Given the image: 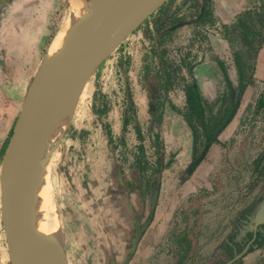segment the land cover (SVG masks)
Instances as JSON below:
<instances>
[{
  "label": "rangeland",
  "instance_id": "374dc122",
  "mask_svg": "<svg viewBox=\"0 0 264 264\" xmlns=\"http://www.w3.org/2000/svg\"><path fill=\"white\" fill-rule=\"evenodd\" d=\"M14 1L10 9L0 5V26L11 9L29 10L34 75L70 0ZM25 56H14L16 69L4 84L0 67V165L29 85L21 84ZM237 59L251 80L228 127L190 171L195 143L184 117L185 86L195 80L206 121L230 110ZM86 84L85 98L82 88L66 99L68 126L44 151L51 214L68 263L225 264L249 243L230 264H264V239L256 246L255 233L248 234L264 199V0H167ZM195 122L199 154L204 127ZM3 225L0 202V264H11Z\"/></svg>",
  "mask_w": 264,
  "mask_h": 264
},
{
  "label": "water",
  "instance_id": "95a60500",
  "mask_svg": "<svg viewBox=\"0 0 264 264\" xmlns=\"http://www.w3.org/2000/svg\"><path fill=\"white\" fill-rule=\"evenodd\" d=\"M117 1L106 0L92 19V26L82 33L81 29L60 51L52 55L46 52L27 87L1 163L3 220L11 264H53L52 249L45 236L31 225L32 210L30 216L26 210V186L24 184L22 190L17 185L18 177H22L25 171L26 152L34 136L42 124L49 123V114L57 108L60 99L80 90L123 39L167 0H133L126 7L115 9ZM157 193L156 188L152 194V207ZM261 224H264V199L248 226L256 233ZM248 246L249 243L225 264L241 257Z\"/></svg>",
  "mask_w": 264,
  "mask_h": 264
},
{
  "label": "bare ground",
  "instance_id": "6f19581e",
  "mask_svg": "<svg viewBox=\"0 0 264 264\" xmlns=\"http://www.w3.org/2000/svg\"><path fill=\"white\" fill-rule=\"evenodd\" d=\"M9 1L10 0H0V5L7 6ZM105 1L106 0H70L69 12L67 14L66 20L61 22L59 20L57 21V25L60 24L59 29L56 31L53 38L51 39V42L46 52L49 55H52V53L56 51H60L63 47L67 45L70 38H74L77 35L74 34V32L78 28L80 17L84 16L83 22L86 21L80 33L85 32L87 29H89L93 23L92 19L96 17V12L98 11V8H100V6H102V4ZM132 1L133 0H118L114 4V8L121 9L129 5ZM28 19L29 21H27V27H28V22L30 23L32 21L31 17ZM30 26L32 28V24ZM129 35H127L125 38H127ZM78 39L72 42V45H74ZM0 40L1 43H3L2 42L3 39L1 38ZM2 45L3 44H1L0 47ZM26 46L27 44L21 47L20 49L23 50ZM43 56L41 57L39 62H41ZM89 78L90 76L85 81L84 85L80 88V90L84 88L80 96L81 98H85L87 96L86 83L89 80ZM26 92L23 96L22 104ZM74 93H72L71 95H73ZM71 95L69 96L66 95L65 97L61 98L60 101L57 103V108L54 109L52 113L50 114L48 113L50 117L49 123L46 125L42 124L41 130L34 136V139L29 145L26 152L25 171L22 174V177H18L17 179L18 180L17 185H19L22 190L24 184L26 186L27 194H28L26 201V210L28 211L29 216H30V210H32V217L30 216L31 225L38 232H42L43 235L45 236L44 239L47 245L52 249L53 264H69V263H68L67 253L65 251V246L63 245L62 240L59 236L58 219L53 214H51V210L53 209L52 208L53 202L51 198L52 184L50 179L51 164L49 162V158L44 155V151L46 148L45 147L46 143H49V141L51 142L57 139V137L60 134H62L68 126L70 120L69 117L72 108L71 107L66 108V101H67L66 99H69ZM1 166L2 164L0 165V202H1L2 215L4 218L2 190H1ZM3 232L5 237L6 249H7L6 250L7 257L10 258L5 224L3 225Z\"/></svg>",
  "mask_w": 264,
  "mask_h": 264
},
{
  "label": "trees",
  "instance_id": "16d2710c",
  "mask_svg": "<svg viewBox=\"0 0 264 264\" xmlns=\"http://www.w3.org/2000/svg\"><path fill=\"white\" fill-rule=\"evenodd\" d=\"M247 37V36H245ZM260 39V38H258ZM261 40V39H260ZM259 40V41H260ZM258 41V42H259ZM237 67L240 70L239 79L236 85H233L231 82L229 83V102L232 104L230 110L218 109L215 115H212L210 120H205V108L203 106V98L200 95V90L198 85L196 84L195 80L192 83H187L185 86V102H186V111L184 113V117L187 123L192 127L193 130V138H194V150H193V159L188 166V169L191 171L194 169L198 162L203 158V155L209 145H211L215 140L219 132L230 122L233 118L236 109L239 105L241 95L244 91V88L247 83L250 82L251 77L248 75L243 74V69L241 67V62L237 59ZM200 119L201 125L204 127V136L205 141L203 142V149L201 153L196 154V142L198 138L197 129H196V122L195 120ZM251 211L248 214H251ZM247 213V212H246ZM243 214V219H247V215ZM253 215V212H252ZM250 220V219H249ZM248 220V221H249ZM247 221V222H248ZM253 234V230L250 228L249 237ZM256 237L253 241V245L259 246L262 244V239H264V224L258 226L256 233ZM252 248V246L250 247Z\"/></svg>",
  "mask_w": 264,
  "mask_h": 264
},
{
  "label": "crops",
  "instance_id": "0c3cea01",
  "mask_svg": "<svg viewBox=\"0 0 264 264\" xmlns=\"http://www.w3.org/2000/svg\"><path fill=\"white\" fill-rule=\"evenodd\" d=\"M16 0L14 1L15 4ZM13 0H10L8 3L9 9L12 7ZM14 6L18 7V4ZM12 12L8 14V16L4 19L3 22L1 20L2 25L0 26V39H3V45L0 47V67L3 69V84L5 82H9V78L11 77L10 71L16 69V56L18 53L31 55L30 57L25 56V60H29V64L25 66L27 71L24 72V79L21 81L23 86H26L30 82L29 80L32 78L34 71V54H36V49L33 47H29V42L33 39V32L31 26L27 27L28 18H30L29 10L25 9V11L17 14L15 9H11ZM20 25V27L18 26ZM5 41V42H4ZM26 49L21 50L20 48L26 45ZM4 71H8L6 74ZM18 83L14 84L17 86ZM13 100L18 99V89H13ZM7 100L11 103L12 97L7 98ZM230 124V123H229ZM228 127V125H227ZM214 145V144H213Z\"/></svg>",
  "mask_w": 264,
  "mask_h": 264
}]
</instances>
